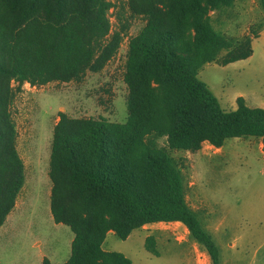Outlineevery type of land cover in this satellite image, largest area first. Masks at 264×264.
<instances>
[{"label": "trees", "instance_id": "1", "mask_svg": "<svg viewBox=\"0 0 264 264\" xmlns=\"http://www.w3.org/2000/svg\"><path fill=\"white\" fill-rule=\"evenodd\" d=\"M236 1L126 0L130 16L144 22L126 46V121L60 112L52 130L50 214L73 235L63 264H132L103 250L106 235L125 240L157 223L182 224L211 264H219L212 236L185 201L181 171L154 141L184 152L203 143L219 149L230 138L264 143L263 108L238 97L236 108L224 111L197 77L204 64L225 66L252 55L248 36L232 41L211 23L212 12ZM257 2L264 12V0ZM111 7L109 0H0V227L25 180L9 111L15 92L102 71L127 29L123 24L110 33ZM144 248L157 255L152 236ZM41 264L51 263L43 258Z\"/></svg>", "mask_w": 264, "mask_h": 264}, {"label": "rangeland", "instance_id": "2", "mask_svg": "<svg viewBox=\"0 0 264 264\" xmlns=\"http://www.w3.org/2000/svg\"><path fill=\"white\" fill-rule=\"evenodd\" d=\"M109 1L110 33L123 24L127 29L116 55L102 71L87 72L77 82L24 84L15 92L9 111L25 180L14 208L0 227V264H36L38 251L52 264H63L69 258L73 235L68 227L53 222L49 209L48 167L58 114L116 123L127 119V89L122 80L126 46L144 22L130 16L126 0ZM210 17L214 29L227 39L238 41L248 36L252 55L225 66L204 64L198 79L224 111L234 110L238 97L248 107L264 109L263 10L257 0H238ZM154 142L169 153L181 171L185 201L212 236L219 264H264L263 141L230 138L219 149L203 143L195 152L169 150L164 139ZM148 236L154 239L156 256L144 248ZM102 248L123 254L132 264H211L204 249L188 237L180 223L146 225L125 240L109 232Z\"/></svg>", "mask_w": 264, "mask_h": 264}, {"label": "crops", "instance_id": "3", "mask_svg": "<svg viewBox=\"0 0 264 264\" xmlns=\"http://www.w3.org/2000/svg\"><path fill=\"white\" fill-rule=\"evenodd\" d=\"M43 258L48 259V257L44 253H42L41 251H38L36 254V264H41ZM48 260L50 261V259H48ZM50 263H51V261H50Z\"/></svg>", "mask_w": 264, "mask_h": 264}]
</instances>
